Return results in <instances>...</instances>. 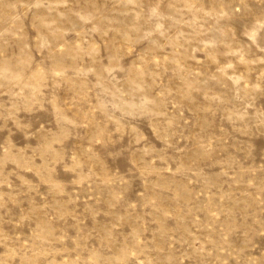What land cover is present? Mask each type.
Masks as SVG:
<instances>
[{
	"label": "rangeland",
	"instance_id": "1",
	"mask_svg": "<svg viewBox=\"0 0 264 264\" xmlns=\"http://www.w3.org/2000/svg\"><path fill=\"white\" fill-rule=\"evenodd\" d=\"M0 264H264V0H0Z\"/></svg>",
	"mask_w": 264,
	"mask_h": 264
}]
</instances>
